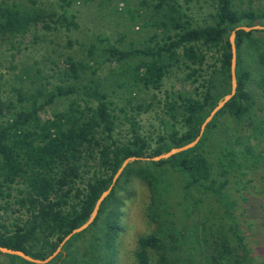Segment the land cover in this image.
<instances>
[{
  "label": "trees",
  "instance_id": "16d2710c",
  "mask_svg": "<svg viewBox=\"0 0 264 264\" xmlns=\"http://www.w3.org/2000/svg\"><path fill=\"white\" fill-rule=\"evenodd\" d=\"M192 1L141 0L137 9H123L147 37L142 47L121 48L108 37L92 36L89 42L72 37L79 29L68 10L73 0H0V247L44 261L87 222L122 163L136 158L123 169L94 221L46 264L63 261L92 229H99L97 244L113 258L121 231L118 192L133 181L147 188L148 219L162 231L137 239L135 264H254L256 257L238 233L236 202L228 191L239 183L230 174L245 176L241 170L257 167L264 156L236 128L230 143L241 147L243 160L235 148L224 147L215 162L206 146L225 117L264 138L255 93H264V30L236 32L235 95L205 126L197 144L166 160H146L197 138L206 118L231 92V32L264 26V8L238 9L235 0L206 1L210 11L197 25L189 15ZM61 31L66 33L63 50L57 43ZM28 37L33 45L48 43L32 48L39 59L31 62L20 58L29 50ZM104 66L105 76L100 74ZM152 113L158 125L150 123L153 130L143 131L142 118ZM212 204L225 209L224 217L215 211L197 228L184 224ZM177 223L181 230L170 229ZM6 257L9 264H34ZM84 257L80 264H90Z\"/></svg>",
  "mask_w": 264,
  "mask_h": 264
},
{
  "label": "rangeland",
  "instance_id": "374dc122",
  "mask_svg": "<svg viewBox=\"0 0 264 264\" xmlns=\"http://www.w3.org/2000/svg\"><path fill=\"white\" fill-rule=\"evenodd\" d=\"M124 1L93 0L88 4H83L82 0H73L68 10L75 16V21L79 25V29L73 31L71 36L78 37L82 42H89L91 41L89 38L99 35L101 38L108 37L113 44H117L121 48L130 47L132 44L136 47H142V42L147 37L145 34L147 30L141 29L138 24L132 25L123 10L125 8L137 9L141 0ZM179 1L183 3V0ZM206 1L208 0H200L198 2L193 0L190 4L192 7H190L189 15L194 18L197 25H203L205 23L204 19L207 17L208 11H210L209 3ZM235 5L238 9L254 11L264 8V0H235ZM53 8H57V6ZM65 38L66 33L61 31V34L58 35L57 43L60 44L58 49L63 50ZM30 39L28 37L25 40L28 43L29 50L23 51L20 55V58L23 57V60L28 62H31V59H39L38 50L37 52L32 51L33 47L38 49L39 46L45 47L48 44L39 43L33 45L28 42ZM118 40H121V42L117 43ZM16 58H19V56ZM107 69L104 66L100 74L105 76ZM252 69L253 76L258 78L259 73L256 72L254 67ZM172 82L173 80L168 81L166 86H171L173 84ZM255 93L258 96L257 104L260 107V110H257L256 113L259 118L264 120V93L257 89H255ZM154 117L155 115L153 113L149 116H143L141 122L143 131L153 130L150 128V123L158 125ZM226 118L221 119L219 124L220 128L213 132L211 135L212 138L210 139L211 142L206 146V153L209 155V158L215 162L218 161L221 159V148L226 147L229 149L235 148L240 157L238 158L239 161L244 159V156L240 154L241 147L230 143V132L235 134V128L240 129L239 131L237 130L236 134L242 131L241 134L250 137L255 153H261L264 156V138H255L250 128L245 127L244 130H241L234 121H229ZM241 171L246 173L245 176L233 178V174H230L233 182L239 181L237 185L232 184V187L229 185L228 191V193L230 192V196L233 195L231 199L236 202V206L232 209L235 211L234 220L239 224L238 233L245 237L244 243L246 247L256 257L254 264H264V227H260V224L264 223V161L259 163L257 167L246 166ZM248 180L250 184L245 186V182ZM118 204L117 213L119 214V218L117 224L121 231L113 244L114 257L110 258L108 249L105 248L102 250L99 243L97 244L99 229H92L86 233L85 237L76 240L77 242H75L73 248L65 255L64 260L58 264H80L81 261L86 260L85 257L83 260V254H86L90 264H108L109 262L115 264H135L134 253L137 239L152 234H160L162 231H160L159 225H153L148 219L150 198L149 192L144 185L137 181L131 182L125 189L118 192ZM199 205L201 207L202 203ZM224 210L222 208L218 209L216 204H212L211 207L205 206L204 209L196 210L191 216V219L184 221V224L188 225L191 222V226L197 228L204 216L207 215L212 219L216 211L217 215L224 217L223 214H226ZM243 210L246 211V215H240ZM177 217L180 218L179 215ZM170 220L176 221L175 217H172ZM99 224L100 226L105 225L102 221ZM170 229L181 230V223L172 225ZM84 239L85 242L83 241ZM102 241L105 247L103 237ZM95 256H101V258L98 262L94 261L91 263V260H94ZM9 260L6 254L1 253L0 264H9ZM82 264L85 263L83 262Z\"/></svg>",
  "mask_w": 264,
  "mask_h": 264
},
{
  "label": "water",
  "instance_id": "95a60500",
  "mask_svg": "<svg viewBox=\"0 0 264 264\" xmlns=\"http://www.w3.org/2000/svg\"><path fill=\"white\" fill-rule=\"evenodd\" d=\"M238 30H243L246 32H249L251 30H264V26H254L252 28H247V27H238L235 30H233L231 32V35L229 37V43H230V47H231V65H230V76H231V92L229 95H226L225 97H223V99L221 101H219V103L217 104V106L213 109V111L210 113V115L206 118V120L204 121V123L202 124L201 128H200V132L199 135L197 136V138L192 142L189 143L183 147L180 148H176V149H172L167 153H164L160 156L154 157V158H147L146 160L148 161H153V162H158L161 160H166L170 157H172L175 154L184 152L192 147H194L197 142L199 141L201 135L203 134V131L205 129V126L211 121V119L214 117V115L221 109L224 107V105L230 101V99L235 95L236 92V88H237V82H236V74H235V68H236V50H235V36H236V32ZM136 158H129L127 160H125L121 167L119 168V170L117 171L116 175L113 178L112 184L111 186L108 188V190H106L101 197L98 199V201L95 204L94 210L91 213L89 219L87 220V222L85 224H83L80 228L73 230L70 234H68L63 241L61 242V244L58 246L57 250L50 255L47 259H45L44 261H40V260H34L32 258H30L29 256H27L26 254H24L23 252L20 251H13L7 248H2L0 247V253L6 254V255H12V256H17L22 258L23 260L30 262V263H34V264H46L48 262H50L53 258H55L57 256V254L61 251V248L63 247V245L75 234L82 232L83 230H85L95 219L99 206L102 203V201L107 197V195L110 193L115 181L117 180V178L119 177V175L122 173L123 169L131 162L135 161Z\"/></svg>",
  "mask_w": 264,
  "mask_h": 264
}]
</instances>
